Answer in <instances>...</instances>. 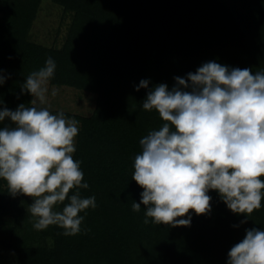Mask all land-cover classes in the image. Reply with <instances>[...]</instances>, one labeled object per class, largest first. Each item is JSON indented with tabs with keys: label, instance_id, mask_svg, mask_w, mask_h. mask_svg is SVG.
<instances>
[{
	"label": "trees",
	"instance_id": "obj_1",
	"mask_svg": "<svg viewBox=\"0 0 264 264\" xmlns=\"http://www.w3.org/2000/svg\"><path fill=\"white\" fill-rule=\"evenodd\" d=\"M48 2L63 11L64 21L70 19L60 47L32 39ZM48 57L57 65L49 84L97 97L91 115L65 114L79 122L73 158L89 185L79 191L84 198L95 196L96 207L80 213L81 231L71 237L56 226L37 231L30 220L15 221L0 238L14 264H227L246 229L264 230V199L245 217L232 213L215 191L208 193L211 211L190 212L187 227L145 225L146 207L132 211L143 191L132 180L140 140L163 123L155 110L143 109L147 92L161 83L171 90L175 77L209 61L264 70V0H0L4 106H31L21 85ZM141 80L149 87L137 92ZM6 197L13 196L0 179V203Z\"/></svg>",
	"mask_w": 264,
	"mask_h": 264
},
{
	"label": "clouds",
	"instance_id": "obj_2",
	"mask_svg": "<svg viewBox=\"0 0 264 264\" xmlns=\"http://www.w3.org/2000/svg\"><path fill=\"white\" fill-rule=\"evenodd\" d=\"M56 67L48 57L21 85L31 106L10 110L0 98V122H9L0 127V179L13 197L33 201L28 211L35 230L56 226L71 237L80 233V213L94 209L96 198L79 191L89 188L73 158L79 122L44 107ZM5 79L0 75V87ZM174 79L171 90L158 84L143 101V109L155 110L163 123L140 140L132 180L143 191L132 211L146 207L145 225L187 227L190 212L211 211L208 193L215 191L232 213L249 217L264 199V70L209 61ZM148 87L149 81L141 80L135 90ZM227 264H264V230L246 229L229 250Z\"/></svg>",
	"mask_w": 264,
	"mask_h": 264
},
{
	"label": "rangeland",
	"instance_id": "obj_3",
	"mask_svg": "<svg viewBox=\"0 0 264 264\" xmlns=\"http://www.w3.org/2000/svg\"><path fill=\"white\" fill-rule=\"evenodd\" d=\"M64 13L51 3H44L38 18L32 29V39L47 46H58L63 44L67 34L70 19L63 20ZM53 89H57L55 96L51 95ZM96 95L89 92H80L77 89L67 86H52L48 84V102L44 107H48L51 112H63L68 115L89 116L96 107ZM68 119H73L66 117ZM79 126V125H78ZM33 201L29 197L5 198L1 201L0 212V238L6 236L10 225H15V221L24 225L26 220L34 222L28 208ZM0 264H14V257L0 248Z\"/></svg>",
	"mask_w": 264,
	"mask_h": 264
}]
</instances>
